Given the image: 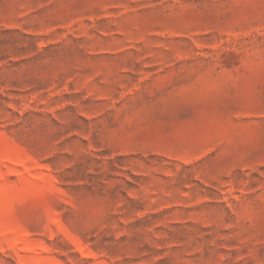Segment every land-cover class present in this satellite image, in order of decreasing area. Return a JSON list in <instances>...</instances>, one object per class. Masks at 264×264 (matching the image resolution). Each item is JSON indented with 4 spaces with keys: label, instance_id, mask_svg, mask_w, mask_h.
I'll return each instance as SVG.
<instances>
[{
    "label": "rangeland",
    "instance_id": "rangeland-1",
    "mask_svg": "<svg viewBox=\"0 0 264 264\" xmlns=\"http://www.w3.org/2000/svg\"><path fill=\"white\" fill-rule=\"evenodd\" d=\"M0 264H264V0H0Z\"/></svg>",
    "mask_w": 264,
    "mask_h": 264
}]
</instances>
